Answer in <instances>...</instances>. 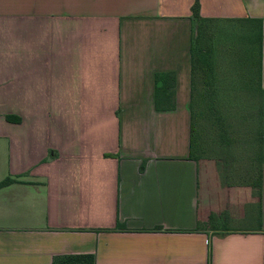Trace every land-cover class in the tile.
Masks as SVG:
<instances>
[{
  "label": "crops",
  "instance_id": "crops-1",
  "mask_svg": "<svg viewBox=\"0 0 264 264\" xmlns=\"http://www.w3.org/2000/svg\"><path fill=\"white\" fill-rule=\"evenodd\" d=\"M193 2L0 0V264H264L259 150L189 157ZM199 4L261 20L264 90V0Z\"/></svg>",
  "mask_w": 264,
  "mask_h": 264
},
{
  "label": "rangeland",
  "instance_id": "rangeland-1",
  "mask_svg": "<svg viewBox=\"0 0 264 264\" xmlns=\"http://www.w3.org/2000/svg\"><path fill=\"white\" fill-rule=\"evenodd\" d=\"M229 33H221L214 45L211 70L199 71L194 76L190 115L197 124L199 137L195 159L214 163L221 178V164L229 162L220 159L224 153L219 151L216 140L218 127L228 135L230 151L237 154L235 164L239 163L233 172L227 170L232 173L226 178L239 180L241 166L245 170L258 168V164L250 167L246 161L248 149L259 150L264 159V97L258 95L255 84H249L247 62L240 51L242 44Z\"/></svg>",
  "mask_w": 264,
  "mask_h": 264
},
{
  "label": "trees",
  "instance_id": "trees-1",
  "mask_svg": "<svg viewBox=\"0 0 264 264\" xmlns=\"http://www.w3.org/2000/svg\"><path fill=\"white\" fill-rule=\"evenodd\" d=\"M199 0H194L191 6L192 20L194 21L195 34L193 35L190 46L191 58V86L193 85L194 76L199 71L206 69L211 70V64L214 59V45L219 41L220 34L229 31V36L236 38L241 42L240 51L247 62V70L250 75L249 84H255L258 95L264 97V90L261 89L260 75H261V20L258 18H204L199 13ZM221 23V24H220ZM228 27H224L223 24ZM210 73V71H208ZM160 80V76H155L156 84ZM174 76L167 74L164 82L160 87L155 89V108L158 111L174 110L173 99ZM169 90V93H167ZM191 104L189 102V114ZM11 121L9 117H6ZM18 120H16L17 122ZM197 124L193 122L190 115V154L189 157L195 160L194 154L198 146V130ZM217 144L219 151L224 154L230 151V144L228 143V135L219 130L217 127ZM263 147V145H262ZM263 163V154H260ZM15 183V180L6 178L0 182V188L6 187ZM51 264H95L92 255H63L56 256Z\"/></svg>",
  "mask_w": 264,
  "mask_h": 264
}]
</instances>
